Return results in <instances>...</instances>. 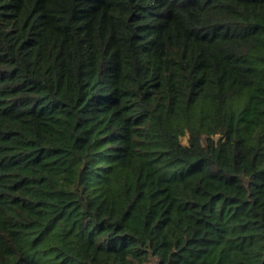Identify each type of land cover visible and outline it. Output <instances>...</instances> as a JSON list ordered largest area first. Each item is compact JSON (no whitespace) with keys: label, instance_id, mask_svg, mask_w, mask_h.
Returning <instances> with one entry per match:
<instances>
[{"label":"trees","instance_id":"1","mask_svg":"<svg viewBox=\"0 0 264 264\" xmlns=\"http://www.w3.org/2000/svg\"><path fill=\"white\" fill-rule=\"evenodd\" d=\"M151 260L264 264V0H0V264Z\"/></svg>","mask_w":264,"mask_h":264},{"label":"rangeland","instance_id":"2","mask_svg":"<svg viewBox=\"0 0 264 264\" xmlns=\"http://www.w3.org/2000/svg\"><path fill=\"white\" fill-rule=\"evenodd\" d=\"M186 142H187V138H186V137H184V138H182V139H181V143H182V144H184V145H185V144H186ZM155 261H156V260H154V261H152V260H151V261H150V264H156V262H155Z\"/></svg>","mask_w":264,"mask_h":264}]
</instances>
